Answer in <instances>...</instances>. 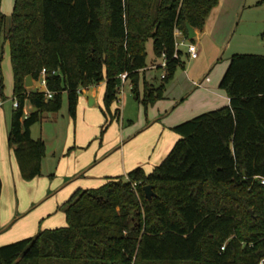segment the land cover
I'll return each instance as SVG.
<instances>
[{
  "label": "trees",
  "instance_id": "obj_1",
  "mask_svg": "<svg viewBox=\"0 0 264 264\" xmlns=\"http://www.w3.org/2000/svg\"><path fill=\"white\" fill-rule=\"evenodd\" d=\"M1 3L0 103L9 43L19 106L8 142L22 176L33 179L41 175L46 145L33 138L32 127L61 109L64 94L76 117L79 88L105 81L110 105L126 73L141 99L151 41L152 63L163 54L167 60L159 83L144 75L141 101L154 104L186 64L183 50L174 56L175 29L188 35L189 22L203 30L219 0H15L10 16ZM43 68L54 92L50 99L25 85ZM220 88L229 105L174 126L179 140L150 173L139 166L126 180L118 176L77 189L60 206L66 226L1 245L0 264H259L264 185L254 177L264 176V55L233 54ZM27 102L36 110L25 116ZM148 184L156 193L152 199L144 191ZM2 186L0 176V194Z\"/></svg>",
  "mask_w": 264,
  "mask_h": 264
},
{
  "label": "rangeland",
  "instance_id": "obj_2",
  "mask_svg": "<svg viewBox=\"0 0 264 264\" xmlns=\"http://www.w3.org/2000/svg\"><path fill=\"white\" fill-rule=\"evenodd\" d=\"M260 1L262 0H219L204 26L206 33L196 36L193 40L198 45L199 57L191 59L185 54V66L180 67L169 82L172 90L180 89V84L184 81L182 73L186 68L191 70L190 75L193 76L207 67L205 75L209 73L214 77V67L228 65L233 54L264 55V1ZM14 5L15 0H2V11L10 16ZM213 36L220 39L218 43H215ZM181 50L186 52V46H182ZM153 59L152 42L149 41L148 61L152 62ZM161 60L162 58H159L157 61ZM2 70L5 98L4 105L0 103V158L6 154V159L5 163L0 160L4 167L9 162L7 155L11 147L8 132L15 108L14 72L9 43L5 45ZM155 74L159 76L161 68L158 67ZM146 76L150 77L151 71H148ZM159 81V78H155L152 82ZM130 84V81L123 84L121 78L120 97L110 105L105 103L106 85L103 81L90 86V89L97 88L95 101H87V94L82 92L84 107L78 105L75 118L68 111V99L64 94L62 107L53 113V118L42 119L33 126L35 136L43 137L46 141L44 156L55 153L51 169L53 174L45 170L36 180H25L26 186L17 187L12 180L10 191L6 195L1 191L0 246L36 236L41 229L66 226V213L60 206L77 189L99 187L106 182L107 175L126 174L138 166L147 169L153 164L151 154L157 149L156 140L162 141L169 133L172 137L179 136L174 130L162 131L174 120V116L151 119V106L146 107L141 100L136 99ZM139 90L142 98L144 73L140 75ZM166 96L170 98L172 95ZM118 109L121 110L120 119L115 114ZM148 120H151L150 123L154 120L155 122L148 129H144L149 124ZM104 124L106 125L103 127ZM157 129L159 131H156ZM56 131V139L45 138L44 134L47 133L49 138ZM105 156L108 157L102 160ZM48 159L46 158L45 162L49 161ZM90 165L94 166L82 176L67 179ZM122 177L126 180L128 176ZM47 224H53V227H47Z\"/></svg>",
  "mask_w": 264,
  "mask_h": 264
},
{
  "label": "crops",
  "instance_id": "obj_3",
  "mask_svg": "<svg viewBox=\"0 0 264 264\" xmlns=\"http://www.w3.org/2000/svg\"><path fill=\"white\" fill-rule=\"evenodd\" d=\"M1 8H2V3H1ZM214 9L212 10V12L214 11ZM196 31H197V36H199V35L203 36L206 33L205 30L196 29ZM217 38H218L217 36L214 37L215 43H218V41L220 40V39L218 40ZM184 53H186V52L184 51ZM199 55H200V52H199ZM197 58H195V59H197ZM229 62H230V59H229ZM148 64H149V66L147 67V69L141 73H144L145 77L147 78V80L149 82H152L155 78H159L161 80L162 79L161 75H162L163 69L158 66V64H160V62L155 61L154 63H152V62L148 61ZM228 65H229V63H228ZM228 65H226L224 67H219V68L214 67V71H215L214 77H211L209 73H207V75H205V73L208 69L207 67L204 70H202L199 74L194 73L193 76L190 75L191 70H189L188 68L184 69V71L182 73L184 81L180 84V86H181L180 89L177 91L174 89L172 90V85L170 86V83L167 84V87L164 91L163 98L158 100L154 104L150 105L151 106L150 118L151 119H155V118L160 119L163 116H166L165 118H168L169 116L171 118V116H174V120L171 121L162 130V131H172L174 126H176V125H178V124H180V123H182L188 119H191V118H193V117H195L201 113L229 105L230 99H229L226 91L220 88V81H221L224 73L226 72ZM158 67L161 68V74L159 76H157L155 74V70H157ZM148 71H151L150 77L146 76V73ZM207 78H209V80H207ZM196 82H202L203 85L199 86L196 84ZM103 83L106 85L105 81H103ZM38 86H39L38 81L33 79V86H31V87L26 86V87L28 88L29 91H31V90H36L38 88ZM83 92H84V94L85 93L87 94L86 100L90 101V102H94L95 98L98 94L97 88L90 89L88 87V88H85L83 90ZM168 94H169V96L170 95H172V96H170V98H169L166 96ZM167 98H169V99L166 100ZM141 99H137V100H141ZM164 101H166V103ZM79 104H81V106L84 107L82 100H81V94L79 97L78 105ZM1 105H4V101L1 102ZM84 109L86 111V108H84ZM32 110H36V108L33 107L32 105H30V103L28 105L26 103L25 111L31 112ZM118 111H119V116H117V117L120 119L121 110L118 109ZM76 116H77V114H76ZM48 118H53V113H45L43 119H48ZM150 121L151 120H148L149 124L144 129H148L151 126V124H153L155 122V120L151 123H150ZM106 124H107V122H106ZM106 124H104L103 127ZM32 129H33V127H32ZM156 131H159V129H157ZM8 134H9V132H8ZM169 134L162 141H160V139L156 140L155 147L157 149L151 154V156L153 158L152 159L153 164L149 165L150 167H148L147 169H145L143 167L144 170L146 171V173H150L157 165H159L165 159V157L169 154V152L174 147L175 143L180 138V135L179 136L173 135V137H172V134H171V136ZM44 135H45L46 139H49V140L56 139L58 137V131H56L49 138L47 136V133ZM32 136L35 139H38V138L44 139L43 137L35 136L33 130H32ZM45 145H46V141H45ZM8 151H9L8 152L9 154L7 155L8 159H9V162L7 161L8 165L5 164L3 167L2 166L3 164L1 162V160H4V163H5L6 154H5V156H2V158H0L1 159L0 160V176L2 179V185H3L2 191L5 192V195L8 193V191H10L9 188H10V183H12V180L14 181V184L17 187H18V185L19 186L20 185L26 186V183H24L25 180H32V179H25L22 176L17 158H16L15 153H14V149L10 148V150H8ZM108 156L103 157L102 160L106 159ZM46 158H49L48 159L49 161L45 162ZM54 159H55V153L54 154L49 153V155H46L43 157L42 165H41V175H43L45 170L51 171V169L54 165V162H53ZM9 164H10V166H9ZM94 165H90V166L84 168L83 170L74 173L73 175L71 172H69V174L72 176H69V178H67V179H70L72 177L78 178V177L82 176L84 173L88 172ZM46 166H50L51 168L50 167L46 168ZM48 173L53 174L52 171L48 172ZM127 174L128 173H126V174L124 173L122 175H107L106 176V182L109 178L118 177V176H126ZM41 175L36 176L35 178H33V180H36ZM86 189H88V188H86ZM51 219H52V217L49 220H51ZM6 223H8V222H6ZM46 226L47 227H53V224H47Z\"/></svg>",
  "mask_w": 264,
  "mask_h": 264
},
{
  "label": "built area",
  "instance_id": "obj_4",
  "mask_svg": "<svg viewBox=\"0 0 264 264\" xmlns=\"http://www.w3.org/2000/svg\"><path fill=\"white\" fill-rule=\"evenodd\" d=\"M182 46H186V54L191 59H195L199 56L198 45L193 40L189 39L188 35H185L180 29L176 28L175 29V54H174L175 57H178V50H180ZM166 65H167L166 55L163 54L162 61L160 62V64H158V66H160L163 69L161 78H164L166 75V70H165ZM121 78L124 84L127 81V74L126 73L121 74ZM207 80H209V78H207ZM37 81H38L39 86L36 90L44 93L46 99L52 98L54 95V92L48 88L46 68H43L41 70ZM196 84L199 86L203 85L202 82H196ZM0 88H1V85H0ZM121 88L122 86L119 87L117 98L120 97ZM84 89L85 88H79L78 89L79 94H81ZM13 105L15 108L19 106L18 99L14 98ZM29 113L30 112L25 111V116H27ZM254 178L260 181V183L264 185V176L257 175ZM136 185L137 184L134 183V188H136ZM225 246H226V243L221 246V250H224ZM259 264H264V257L259 261Z\"/></svg>",
  "mask_w": 264,
  "mask_h": 264
},
{
  "label": "water",
  "instance_id": "obj_5",
  "mask_svg": "<svg viewBox=\"0 0 264 264\" xmlns=\"http://www.w3.org/2000/svg\"><path fill=\"white\" fill-rule=\"evenodd\" d=\"M186 26H187V30H188L189 39H191V40L194 39L197 36V31H196L195 27H193L189 22H187ZM25 85L27 87L33 86V76L32 75H28L26 77ZM144 191H145L146 197L148 199H152L156 195L152 184L146 185L144 187Z\"/></svg>",
  "mask_w": 264,
  "mask_h": 264
}]
</instances>
